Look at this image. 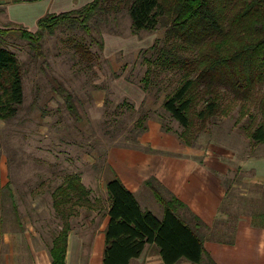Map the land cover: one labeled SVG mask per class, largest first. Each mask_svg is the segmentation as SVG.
Instances as JSON below:
<instances>
[{
  "label": "rangeland",
  "instance_id": "374dc122",
  "mask_svg": "<svg viewBox=\"0 0 264 264\" xmlns=\"http://www.w3.org/2000/svg\"><path fill=\"white\" fill-rule=\"evenodd\" d=\"M104 6L88 23L91 34L68 21L52 33L46 30L40 56L18 32L0 35V45L20 61L24 87L17 115L0 120V264L8 253L6 240L14 250L10 264H34L29 246L50 247L67 219H92L86 204L67 219L55 210L53 192L69 176L81 179L94 206L107 208L104 187L114 176L107 159L110 150L139 146L149 120L178 135L182 130L162 107L179 75L152 76L149 88H143L145 60L155 58L151 47L166 37L167 20L154 30L134 33L124 2L108 0ZM31 11L18 9L14 15L25 18ZM7 27L13 26L0 24ZM60 88L72 95L79 118L68 109ZM259 92L263 94L264 85ZM240 107L238 103L188 135L196 138L194 147L217 155L228 167L222 210L230 224L240 217L264 218V143L249 137L260 116L254 107L248 111L252 116Z\"/></svg>",
  "mask_w": 264,
  "mask_h": 264
},
{
  "label": "trees",
  "instance_id": "16d2710c",
  "mask_svg": "<svg viewBox=\"0 0 264 264\" xmlns=\"http://www.w3.org/2000/svg\"><path fill=\"white\" fill-rule=\"evenodd\" d=\"M107 1L92 0L80 9L47 14L38 20L36 31L14 25L0 28V35L18 32L40 56L46 30L52 33L68 21L91 34L88 23L106 9ZM121 1L134 33L154 30L167 20L166 37L151 47L155 58L145 60L143 88H149L152 76L162 79L167 73L179 75L178 86L165 96L162 107L182 127L179 138L183 143L193 146L196 138L188 135L197 134L209 119L226 114L238 103L247 114L253 107L257 109L260 120L249 137L254 143H264V92H259L264 85V0H116ZM60 91L66 95L70 112L79 118L72 95L64 88ZM23 102L20 61L0 45V120L13 119ZM163 128L171 130L164 124ZM142 129L145 131L146 127ZM106 188L109 222L103 264H130L147 244L159 248L165 264H176L182 259L194 264H215L211 258L204 260V239L176 214L174 205L182 206L178 201H166L155 192L165 208L160 220L142 209L133 192L115 174ZM53 205L64 219L75 215L76 207L84 205L88 211L97 208L77 176H69L55 189ZM70 230L67 219L52 240V264H66Z\"/></svg>",
  "mask_w": 264,
  "mask_h": 264
},
{
  "label": "crops",
  "instance_id": "0c3cea01",
  "mask_svg": "<svg viewBox=\"0 0 264 264\" xmlns=\"http://www.w3.org/2000/svg\"><path fill=\"white\" fill-rule=\"evenodd\" d=\"M91 1L0 0V9L3 10L0 24L29 26L30 23L27 28L36 31L38 20L45 15L80 9ZM28 8L35 14L31 11L30 17L25 18L14 15L18 9L25 12ZM138 142L137 147L110 150L107 159L113 175L133 192L143 210L163 219L165 208L155 195L158 191L164 200H176L182 204L174 205L176 214L204 239L205 261L211 258L215 264H264V218L260 217L259 221L240 217L230 224L228 215L222 210L227 195L224 178L228 167L221 158L186 145L176 131H167L160 122L152 120L146 122V130ZM107 182L104 187L106 194ZM107 211L108 207H97L90 211L93 212L92 219L70 222L66 264H103L105 230L109 222ZM11 243V240L3 242L4 250L8 251L4 252V264H10L14 253ZM51 246L41 250L28 247L29 252L35 255L34 264H52ZM130 264L165 263L159 248L155 244H147L143 253ZM176 264L194 263L182 259Z\"/></svg>",
  "mask_w": 264,
  "mask_h": 264
}]
</instances>
